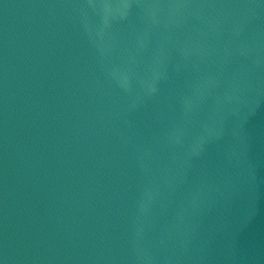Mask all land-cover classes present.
I'll list each match as a JSON object with an SVG mask.
<instances>
[{
  "label": "water",
  "instance_id": "95a60500",
  "mask_svg": "<svg viewBox=\"0 0 264 264\" xmlns=\"http://www.w3.org/2000/svg\"><path fill=\"white\" fill-rule=\"evenodd\" d=\"M0 264H264V0H0Z\"/></svg>",
  "mask_w": 264,
  "mask_h": 264
}]
</instances>
